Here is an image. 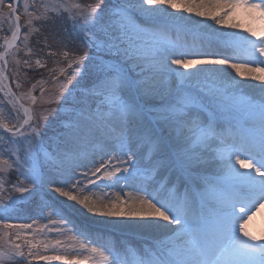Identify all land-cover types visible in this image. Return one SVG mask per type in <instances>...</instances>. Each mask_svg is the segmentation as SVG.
Instances as JSON below:
<instances>
[{
    "label": "snow or ice",
    "instance_id": "snow-or-ice-1",
    "mask_svg": "<svg viewBox=\"0 0 264 264\" xmlns=\"http://www.w3.org/2000/svg\"><path fill=\"white\" fill-rule=\"evenodd\" d=\"M162 6L220 28L242 29L248 36L231 34L232 56L177 55L161 39L163 30L151 23ZM42 7L40 13L24 0L27 30L21 41L20 0H0V32L5 33L0 85L9 56L28 68H45L47 57L61 56L68 71L56 67L50 75L53 81L56 73L65 77L53 97L58 105H67L65 119L61 131L46 142L49 115H58L59 107L38 117L24 108L16 123L0 113V140L7 141V148H0V210L48 188L53 203L39 210L47 212L53 224L67 222L63 215L51 219L64 211L58 199L63 197L86 213L109 218L113 226L135 224L161 233L163 239L143 248L109 249L85 237L79 241V254L69 253L59 239H25V255L15 241L32 225L5 223L4 228L14 230L15 240L10 250L0 251V264H264V234L258 236L248 227L264 209V0H124L111 6L108 0H95L83 7ZM57 19L71 23L70 35L79 50H66L67 38L59 32L52 42L60 50L45 52L52 47L47 36L42 46H31V37L42 35L44 26ZM22 51L27 58L16 59ZM196 66H213L203 85H189L188 72L179 73L180 83L170 81L171 72ZM225 67L237 77L260 82L261 95L238 93L239 82L218 75ZM86 72L87 85L74 95ZM9 103L15 108L18 100ZM88 144L98 149L91 156L84 147ZM138 153L143 159L139 166ZM213 163L215 172L207 167ZM12 170L18 178L11 191L19 195L5 197V177ZM130 181L135 186L124 191ZM98 182L108 189L119 186L120 192L95 195L89 186ZM60 249H65L63 254ZM48 250L57 254H45Z\"/></svg>",
    "mask_w": 264,
    "mask_h": 264
},
{
    "label": "rangeland",
    "instance_id": "rangeland-1",
    "mask_svg": "<svg viewBox=\"0 0 264 264\" xmlns=\"http://www.w3.org/2000/svg\"><path fill=\"white\" fill-rule=\"evenodd\" d=\"M108 2L110 6L120 3V1L117 0H108ZM28 3L29 5L35 4L36 10L42 13L44 11L42 5L52 7L58 3H63L65 6H70L72 3H79L83 7L90 3H95V0H28ZM23 4L24 0H20L19 13L21 14L20 23L22 25L20 37L21 41L23 40L24 31L27 30L23 27L26 18L23 14ZM4 11L6 12L7 9L5 8ZM184 14L186 13L176 12L175 10L162 6L154 12L151 21V23L163 30L164 35L161 39L166 40V46L169 47L170 51L174 50L177 55L180 52L205 53V50H210L211 52L215 51L213 53L218 55L222 51L227 53L228 56H232L234 55V50L230 46L232 39L231 34L239 33L242 36H248V33L244 32L242 29L220 28V26L215 25L214 22L210 20L204 21V18L197 17L194 14L192 17ZM49 15H52V13H49ZM64 16L66 17L67 13H64ZM190 18H192V20ZM58 32L67 38L68 47L66 50L69 52L79 50V42L74 41L70 35V33L74 32L72 25L64 19H57L54 23L45 25L42 35H34L31 37V46L34 49L42 46L44 37L47 36L49 38V43L52 44V47L50 49H45V52L60 50L61 46L52 42L53 34ZM8 35L10 36V33H8ZM4 38L5 33L0 32V51L4 50L2 47ZM38 41L39 45L37 43ZM21 46L22 45H17V47ZM11 51L14 52L15 49H12ZM24 51L27 50L25 49ZM24 51L20 52L16 56V59L22 60L27 58L24 56ZM34 59L35 57H33V60ZM47 59L49 63L46 60L47 67L45 68H37L35 65H33L32 68H28L23 63L19 65L15 64L13 62V58L9 56V64L5 70L8 88L5 86L4 81L3 85H0V113H3L5 118L10 119V123H16L19 118H22L24 108H27L30 113L37 117L44 114L46 110L58 107L60 108V113L58 115H49L48 126L45 129L46 142L49 138H55L61 131V124L65 119V112L67 109V105L61 106L53 101V97L57 95L59 83L63 82L65 77L56 73V80L53 81L50 75V70L56 67H64L65 70L68 71L66 66L67 62L61 56H59V59L56 61H51L50 57H47ZM171 67L172 69L176 68V66ZM211 67L206 66L200 68L197 66L189 69L181 68L178 72H171L169 79L171 82L180 83L181 78L179 77V73L188 72L192 76V79L188 81L189 85L193 87L197 84L203 85L206 82L205 78L208 76L209 68ZM197 69H199V71ZM218 75L222 74L218 72ZM222 78L225 81H231L233 79L223 75ZM234 79L240 84V87L237 90L238 93H243L244 95L254 96L257 98L261 95V91L256 89V86L253 85L255 84L253 80L250 81L251 83H248L245 79ZM87 83L88 73L86 72L84 77L80 79V83L73 89L74 95L79 96L82 88L86 86ZM41 89L44 90L43 94L41 93ZM9 90H11L13 96L23 107L16 104V107L13 108L12 104L9 103V101L13 100V96L9 94ZM32 97H35V102H33ZM9 114H11L10 117ZM6 135L7 134L5 133V136ZM84 147L90 156L94 153V151L98 150L94 144H88ZM0 148H7L6 140H0ZM137 161L138 166L143 162L142 156L139 153ZM216 170L217 167L211 169V172H215ZM17 178L18 174L14 170L10 171V174L5 177L6 191L3 193L5 197L9 195H19L11 191V186L16 183ZM89 187L91 188V192L93 194L96 192L100 193L105 190V187L99 182L95 187ZM58 199L63 202L61 206L64 211H58L51 219H59L60 216L63 215L67 221L63 225L51 223L47 212L41 213L39 210L43 204L53 203L52 196L48 188L40 189L33 195L25 194L22 200H17L16 203L13 204L7 211L0 210V217L3 218L2 222H0V237H3V239L0 240V251L10 250L11 240H15L14 230L11 228H4L3 224L5 223L32 225L31 229H24L21 231L20 234L22 239L15 241V243H19L23 246L22 250L25 252V255H27L28 252L27 246L25 245V239L32 240L33 242L37 240L44 241L59 239L64 243L65 248L71 254H79L83 252V250L79 249L78 245L79 241L85 237L93 241L95 246H103L109 249L113 246L119 249L123 245L143 248L146 243H152V241L156 239L155 237L148 238L146 235L142 236L143 232L141 229L138 231L137 229H134L135 233L133 232L132 234L117 231L115 229L117 226H113L107 222L109 218L95 217L93 214L86 213L83 209H80V206L75 205L74 202L66 201V198L59 197ZM4 202L7 203L6 200ZM55 229H63V232L61 233L55 231ZM77 233H81L82 235L77 236V240L73 241L71 237L77 235ZM261 234H264V222L259 225V233L257 235L259 236ZM33 237L35 238L34 240ZM261 242L264 243V241ZM68 245H72V247L68 248ZM64 250L65 249H60V254H63ZM33 251H36V249H33ZM40 251L43 252L44 250L41 248ZM45 254L54 255L57 253L48 250ZM83 254L86 255L87 253ZM29 259L31 258L29 257ZM23 264H27V262L25 261ZM32 264H62V262L33 260Z\"/></svg>",
    "mask_w": 264,
    "mask_h": 264
},
{
    "label": "bare ground",
    "instance_id": "bare-ground-1",
    "mask_svg": "<svg viewBox=\"0 0 264 264\" xmlns=\"http://www.w3.org/2000/svg\"><path fill=\"white\" fill-rule=\"evenodd\" d=\"M184 15H189V16H191L192 17V15L193 14H190V13H186V14H184ZM191 20H192V18H190ZM213 52H215V51H210V50H205V53H208V54H216V53H213ZM219 55H227L228 56V54L227 53H225V52H222L221 51V53H219ZM197 67V66H196ZM198 67H200V68H202V67H206V66H198ZM207 67H211V66H207ZM211 68H213V66L211 67ZM219 73H221L223 76H227V77H229V78H238V79H242L241 77H237L236 75H235V72H233L231 69H228V68H222V69H219V71H218ZM245 80H247V82L248 83H251L250 81H251V79H245ZM254 83L255 84H253V85H255L256 87V89H258L259 91H261V89H260V87H259V83L260 82H258V81H254ZM137 158H138V156H137ZM96 159H99V156H97L96 157ZM207 167H209V169H210V171H211V169H214V168H216L217 167V165L215 164V163H213V164H211V165H208ZM121 183H123V182H121ZM135 185H134V183L133 182H129V187L128 188H126V189H124V191H131V189L134 187ZM102 192H107V193H109V195H112L113 193H119L120 192V188H119V186H116V187H113V188H111V189H108V188H105V190H103ZM102 192H100V193H98V192H96V193H94L95 195H100ZM253 211H255V209H253ZM264 222V209H262V210H260L258 213H257V215L253 218V220L249 223V225H248V227H249V230L250 231H252L254 234H258L259 233V225H260V223H263ZM117 231H120V232H123V233H130V234H132L133 232L135 233V230L134 229H137V231L138 230H140L141 228L140 227H138V226H136L135 224H124V223H121V225H119V227L117 226V228H115ZM142 230V232H143V234H142V236L143 235H146L148 238L149 237H155V238H159V239H163V235L161 234V233H159V232H156V233H152V232H146L145 230H143V229H141ZM107 242V241H106Z\"/></svg>",
    "mask_w": 264,
    "mask_h": 264
},
{
    "label": "trees",
    "instance_id": "trees-1",
    "mask_svg": "<svg viewBox=\"0 0 264 264\" xmlns=\"http://www.w3.org/2000/svg\"><path fill=\"white\" fill-rule=\"evenodd\" d=\"M117 1H120V3H123L124 1L123 0H117ZM48 51V50H47ZM51 51H55V50H51ZM70 53H72V52H70ZM59 59V55H57V56H51L50 57V60L52 61V60H54V61H56V60H58ZM61 59V58H60ZM47 61H48V59H46ZM48 63H49V61H48ZM2 99H3V101H4V98H3V96H2ZM6 100V99H5ZM0 133H2V130H0ZM3 135H5V133H3Z\"/></svg>",
    "mask_w": 264,
    "mask_h": 264
},
{
    "label": "water",
    "instance_id": "water-1",
    "mask_svg": "<svg viewBox=\"0 0 264 264\" xmlns=\"http://www.w3.org/2000/svg\"><path fill=\"white\" fill-rule=\"evenodd\" d=\"M4 84H5V86L8 88L6 78H5V80H4ZM9 94H11V95L13 96L11 90H9ZM13 97H14V96H13ZM14 98H15V97H14ZM15 100H17V99L15 98Z\"/></svg>",
    "mask_w": 264,
    "mask_h": 264
}]
</instances>
